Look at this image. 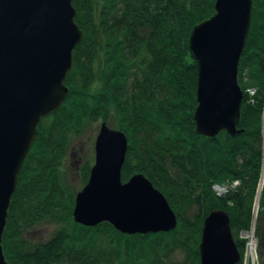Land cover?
Here are the masks:
<instances>
[{"label":"trees","instance_id":"16d2710c","mask_svg":"<svg viewBox=\"0 0 264 264\" xmlns=\"http://www.w3.org/2000/svg\"><path fill=\"white\" fill-rule=\"evenodd\" d=\"M71 2L82 37L63 80L67 94L38 123L9 200L1 237L7 264H199L203 218L213 209L228 215L240 254L238 234L254 220L264 264V0H252L237 65L242 132L213 137L195 131L196 70L186 45L192 26L214 12L213 0ZM247 88L254 89L250 99ZM108 118L127 139L121 181L147 177L176 215L172 230L129 235L105 221L92 227L73 221L77 191L60 170L68 142L87 122ZM89 167L81 169L82 185ZM232 181L237 185L224 194L211 189ZM43 222L58 225L47 240L25 237ZM175 249L182 258L167 260Z\"/></svg>","mask_w":264,"mask_h":264},{"label":"water","instance_id":"95a60500","mask_svg":"<svg viewBox=\"0 0 264 264\" xmlns=\"http://www.w3.org/2000/svg\"><path fill=\"white\" fill-rule=\"evenodd\" d=\"M72 0H0V264L9 200L40 120L67 94L63 80L82 31ZM214 12L192 26L187 48L196 70L193 123L202 136L238 128L242 91L237 65L248 34L252 0H213ZM125 134L101 122L93 163L75 193L71 215L83 226L106 221L127 234L167 232L177 224L164 195L142 173L120 180ZM199 264H236L239 251L223 210L203 218Z\"/></svg>","mask_w":264,"mask_h":264},{"label":"rangeland","instance_id":"374dc122","mask_svg":"<svg viewBox=\"0 0 264 264\" xmlns=\"http://www.w3.org/2000/svg\"><path fill=\"white\" fill-rule=\"evenodd\" d=\"M248 89H253V88H247V95L249 96V99H250L254 92L251 94V93H249ZM263 120H264V108L262 109V121ZM101 122H104L108 127L113 128L112 125H113L114 121L110 120L109 118L106 121H102V120L98 119L96 121H92L89 123L87 122L86 125L83 127L82 132L79 131V133L72 136L68 142L67 149H66L67 151H66V154L62 160L60 170H61L62 177H63V180L65 181V183H67L68 186H70L72 189H74L75 192L78 191L82 187V183H80L81 182V169L84 167V165L86 163H88L90 165L93 163L92 162L93 157H94L93 143H94L95 135L99 130ZM113 129H115V128H113ZM263 129H264V126L262 123V132H263ZM263 142H264V137L262 138V149L264 150V143ZM263 173H264V160H263ZM230 184H231V182H230ZM219 185L224 186L225 184L223 183V184H219ZM228 186L230 188H232L231 185H228ZM74 196H75V194H74ZM257 199H258V197L256 196L255 202H254V207H253L254 210L257 207V205H256ZM251 223H252V221L250 222L249 227L251 226ZM253 224H254V222H253ZM57 227H58V225L56 223L51 224L50 222H43V223L34 225L33 227L31 226V228H29L28 231H26L24 233V235L26 238L34 240V241H45L50 237L52 232ZM89 227H92V226H89ZM117 232H119V231H117ZM125 234H127V233H125ZM134 234H139V233H134ZM129 235H131V234H129ZM240 235H241V233L239 232L238 238L243 240L242 251H241V254H243V250H244L243 247H244V240L245 239L242 238ZM241 254H240L239 264H243V258L241 257ZM257 255H258V252H257V247H256V254H255V262L256 263H257V261L259 262ZM181 258H182V253L175 249L174 251L169 252L167 260L179 261ZM256 259H257V261H256ZM139 264H146V263L145 262H139ZM247 264H250V261H248Z\"/></svg>","mask_w":264,"mask_h":264},{"label":"built area","instance_id":"2783aa9c","mask_svg":"<svg viewBox=\"0 0 264 264\" xmlns=\"http://www.w3.org/2000/svg\"><path fill=\"white\" fill-rule=\"evenodd\" d=\"M249 93H253L254 90L253 89H248ZM232 187L237 185V181H232V183L230 184ZM211 188L215 191L216 194L220 195V194H224L227 190H228V186L226 185H222L220 186L217 183H213L211 185ZM241 233V237L244 238V250H243V254H241V257L243 258V264H247L248 261H250V264H259V262L257 261V263L255 262V254H256V237L254 234V225L253 222L251 223V226L247 229V230H242L240 231ZM250 246V249H249ZM252 246V247H251Z\"/></svg>","mask_w":264,"mask_h":264},{"label":"bare ground","instance_id":"6f19581e","mask_svg":"<svg viewBox=\"0 0 264 264\" xmlns=\"http://www.w3.org/2000/svg\"><path fill=\"white\" fill-rule=\"evenodd\" d=\"M255 210H254V208H253V212H254ZM252 247V246H251ZM249 249H250V246H249Z\"/></svg>","mask_w":264,"mask_h":264}]
</instances>
